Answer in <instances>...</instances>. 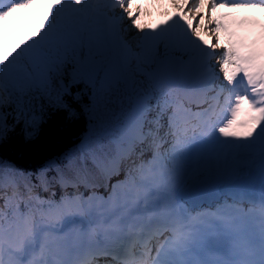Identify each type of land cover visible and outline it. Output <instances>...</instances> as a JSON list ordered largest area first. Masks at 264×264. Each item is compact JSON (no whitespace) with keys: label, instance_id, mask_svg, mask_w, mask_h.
<instances>
[{"label":"snow or ice","instance_id":"obj_1","mask_svg":"<svg viewBox=\"0 0 264 264\" xmlns=\"http://www.w3.org/2000/svg\"><path fill=\"white\" fill-rule=\"evenodd\" d=\"M38 3L0 0V29ZM44 3L0 33V143L85 90L96 124L35 172L0 163V264H264V23L218 14L264 0H171L148 30L138 0Z\"/></svg>","mask_w":264,"mask_h":264},{"label":"trees","instance_id":"obj_2","mask_svg":"<svg viewBox=\"0 0 264 264\" xmlns=\"http://www.w3.org/2000/svg\"><path fill=\"white\" fill-rule=\"evenodd\" d=\"M89 106L90 97L85 90L76 106V115L71 120L63 112H54L41 126L36 138L29 142L24 141L22 131L17 128L14 133H10L7 141L0 143V163H11L18 168L35 172L49 161L72 150L91 136L86 133L87 128L96 120L89 111Z\"/></svg>","mask_w":264,"mask_h":264},{"label":"bare ground","instance_id":"obj_3","mask_svg":"<svg viewBox=\"0 0 264 264\" xmlns=\"http://www.w3.org/2000/svg\"><path fill=\"white\" fill-rule=\"evenodd\" d=\"M256 195L258 196V190L256 191Z\"/></svg>","mask_w":264,"mask_h":264},{"label":"rangeland","instance_id":"obj_4","mask_svg":"<svg viewBox=\"0 0 264 264\" xmlns=\"http://www.w3.org/2000/svg\"><path fill=\"white\" fill-rule=\"evenodd\" d=\"M139 3V2H138Z\"/></svg>","mask_w":264,"mask_h":264}]
</instances>
